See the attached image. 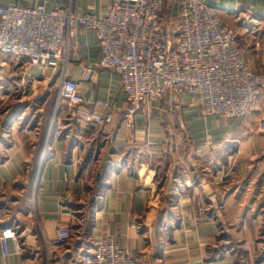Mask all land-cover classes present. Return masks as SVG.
Here are the masks:
<instances>
[{
  "label": "crops",
  "instance_id": "crops-1",
  "mask_svg": "<svg viewBox=\"0 0 264 264\" xmlns=\"http://www.w3.org/2000/svg\"><path fill=\"white\" fill-rule=\"evenodd\" d=\"M202 1L240 32L253 69L262 70L264 0ZM0 4L103 15L110 0ZM164 7L175 12L178 6L165 0ZM99 57L94 33L83 28L66 71L79 79L82 66ZM0 64L6 77L0 83V233L12 226L21 246L15 254L9 242L11 254L4 256L0 243V264H77L80 252L109 234L146 264H264L260 109L241 119L206 117L195 95L182 96L179 111L163 97L152 107L141 105L135 132L119 110L113 125L88 126L84 116L93 98L126 106L116 72L98 71L94 83L82 86L87 102L74 115L63 108L55 116L57 70L27 74L4 55ZM61 226L72 229L71 242L62 252L46 253L45 240Z\"/></svg>",
  "mask_w": 264,
  "mask_h": 264
},
{
  "label": "built area",
  "instance_id": "built-area-1",
  "mask_svg": "<svg viewBox=\"0 0 264 264\" xmlns=\"http://www.w3.org/2000/svg\"><path fill=\"white\" fill-rule=\"evenodd\" d=\"M176 2L174 12L165 9V0H110L103 15L73 12L69 7L47 10L42 5L0 4V55L19 63L27 74L33 68L59 72L55 116L63 108L74 115L87 102L82 86L94 83L98 71L116 72L126 106L117 108L112 99L93 98L91 111L84 116L88 126L113 125L119 110L126 127L135 132V116L142 104L169 97L172 109L179 111L181 97L195 95L200 114L206 117L241 119L260 109L257 128L264 133V67L253 69L240 32L224 23L215 7L202 0ZM234 14L238 16L237 9ZM246 18H251L250 13ZM83 28L94 33L100 57L83 65L76 79L68 75L66 66ZM5 79L0 71V83ZM201 212L199 220L205 218ZM72 238L69 226L59 227L54 238L45 240L46 253L64 251ZM9 242L19 253L17 230L6 225L0 233L4 256L11 254ZM77 264L146 262L109 234L80 252Z\"/></svg>",
  "mask_w": 264,
  "mask_h": 264
},
{
  "label": "rangeland",
  "instance_id": "rangeland-1",
  "mask_svg": "<svg viewBox=\"0 0 264 264\" xmlns=\"http://www.w3.org/2000/svg\"><path fill=\"white\" fill-rule=\"evenodd\" d=\"M165 9L167 10V8H166V7H165ZM3 82H4V81H3ZM53 83H55V84H56V86H55V87L57 88V87H58V86H57V84H58V83H57V78L54 80V82H53ZM56 94H57V90H56ZM152 102H153V101H152ZM152 102H150V106L152 105ZM4 106H5V105H2V106H1V108H0V111H1V110L4 108ZM151 107H152V106H151ZM151 110H152V109H151ZM167 114H169V113H167ZM167 114H166V115H167ZM22 117H23V116H22Z\"/></svg>",
  "mask_w": 264,
  "mask_h": 264
}]
</instances>
